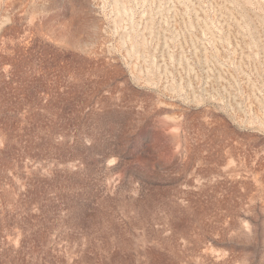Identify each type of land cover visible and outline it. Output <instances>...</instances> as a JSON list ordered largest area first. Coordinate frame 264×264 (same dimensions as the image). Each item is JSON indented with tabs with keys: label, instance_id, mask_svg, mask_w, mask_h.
<instances>
[{
	"label": "rangeland",
	"instance_id": "obj_1",
	"mask_svg": "<svg viewBox=\"0 0 264 264\" xmlns=\"http://www.w3.org/2000/svg\"><path fill=\"white\" fill-rule=\"evenodd\" d=\"M262 174L264 0H0V264H264Z\"/></svg>",
	"mask_w": 264,
	"mask_h": 264
},
{
	"label": "bare ground",
	"instance_id": "obj_2",
	"mask_svg": "<svg viewBox=\"0 0 264 264\" xmlns=\"http://www.w3.org/2000/svg\"><path fill=\"white\" fill-rule=\"evenodd\" d=\"M231 149V148H230ZM244 156V155H243ZM247 158V157H246ZM210 161V160H209ZM215 161V160H214ZM250 161V160H249ZM253 161V160H252ZM219 162V161H218ZM213 163V162H212ZM244 163V162H243ZM242 165V164H241ZM244 166V165H243ZM258 166H259V164H258ZM248 167V166H247ZM263 168V167H262ZM261 168V169H262ZM200 169V168H199ZM255 169V168H254ZM260 169V168H259ZM253 171H255V170H253ZM258 171V170H257ZM252 174V173H251ZM255 174V173H254ZM262 175H264V174H262ZM260 177V176H259ZM197 178V177H196ZM256 178V177H255ZM261 179H263V178H261ZM260 179V180H261ZM254 181V180H253ZM258 181V180H257ZM243 182V181H242ZM246 182H247V180H246ZM261 185V184H260ZM211 186V185H210ZM241 186V185H240ZM215 187H216V185H215ZM243 189V188H242ZM219 190V189H218ZM232 190V189H231ZM242 191V190H241ZM215 192V191H214ZM209 194H212V193H209ZM255 196V195H254ZM260 196V195H259ZM219 200V199H218ZM250 201V200H249ZM225 202V201H224ZM262 202V201H261ZM213 203V202H212ZM222 204V203H221ZM222 207V206H221ZM229 207V206H228ZM222 209H223V207H222ZM229 209V208H228ZM219 212V211H218ZM233 213V212H232ZM218 215V214H217ZM261 215V214H260ZM230 217H231V215H230ZM230 217H228V218H230ZM220 220V219H219ZM251 221V220H250ZM228 222V221H227ZM258 223H259V221H258ZM257 223V224H258ZM247 226V225H246ZM252 227H253V225H252ZM231 228V227H230ZM256 228V227H255ZM218 229V228H217ZM251 230V229H250ZM259 230V229H258ZM254 231V230H253ZM215 233V232H214ZM254 233V232H253ZM260 234V233H259ZM256 236V235H255ZM253 238V237H252ZM258 238V237H257ZM254 240V239H253ZM261 247V246H260ZM216 248V247H215ZM252 248V247H251ZM264 249V248H263ZM235 252V251H234ZM216 255H214V257H215ZM231 257V256H230ZM252 258V257H251ZM258 258H260V257H258ZM213 259V258H212ZM216 259V258H215ZM220 259V258H219ZM223 259V258H222ZM228 259V258H227ZM253 259V258H252ZM256 259V258H255ZM263 262H264V260H262ZM236 262V261H235ZM229 263V262H228Z\"/></svg>",
	"mask_w": 264,
	"mask_h": 264
}]
</instances>
